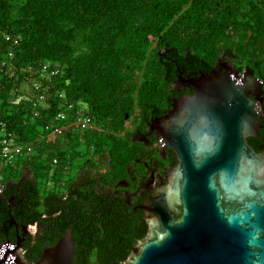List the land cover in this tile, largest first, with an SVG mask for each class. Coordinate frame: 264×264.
I'll return each mask as SVG.
<instances>
[{
    "label": "trees",
    "instance_id": "16d2710c",
    "mask_svg": "<svg viewBox=\"0 0 264 264\" xmlns=\"http://www.w3.org/2000/svg\"><path fill=\"white\" fill-rule=\"evenodd\" d=\"M252 32H264V0H0V118L18 143L34 146L31 136L46 133L45 125L55 121L59 111L70 103L84 104L97 127L86 132L85 139L117 169L119 145L132 141L131 135L127 140L120 137L128 133L130 117L137 112L138 122L142 119L145 126L159 113L163 89L169 90L164 84L173 78V63L159 51L165 48L171 57L208 54L236 48L249 38L256 45ZM46 62L58 65L60 72L44 73ZM44 92L47 100L41 106ZM73 133H64L69 152L57 146L41 160L42 152L36 154L34 146L31 156L6 168L0 244L16 241L10 229L13 219L26 224L38 219L40 243L53 246L67 229L76 233L97 195L101 209L111 202L97 194L95 185L114 182L94 162L89 170L97 169L96 176L67 182L65 193L43 191L41 177L49 175L54 159L65 163L81 144ZM125 234L118 231L111 246L100 245L93 262L78 245L76 264H123L133 250L132 243L121 242ZM29 249L27 244V260Z\"/></svg>",
    "mask_w": 264,
    "mask_h": 264
},
{
    "label": "water",
    "instance_id": "95a60500",
    "mask_svg": "<svg viewBox=\"0 0 264 264\" xmlns=\"http://www.w3.org/2000/svg\"><path fill=\"white\" fill-rule=\"evenodd\" d=\"M218 78L193 79L196 94L151 121L177 165L145 204L148 233L123 264H264V153L248 142L262 126L250 93L259 85L250 75ZM75 241L69 228L31 263L18 234L0 244V264H76Z\"/></svg>",
    "mask_w": 264,
    "mask_h": 264
},
{
    "label": "flooded vegetation",
    "instance_id": "af4514ba",
    "mask_svg": "<svg viewBox=\"0 0 264 264\" xmlns=\"http://www.w3.org/2000/svg\"><path fill=\"white\" fill-rule=\"evenodd\" d=\"M250 35L257 36L256 45L253 44L254 40L249 38L236 48H221L208 54L189 53L171 57L169 51L161 49L160 51L165 53L163 56L173 63L174 73L173 78L164 84L169 90L166 92V88L163 89L161 108L152 120L171 113L175 108V101L181 96L196 94L197 88L191 83L193 79L214 76V80L219 81V75L231 72L238 83L242 84L250 75L259 85L250 93L262 113V126L258 135L248 137V142L258 153H264V46H260L261 41L264 44V32H252ZM175 112L180 113V110L176 109ZM151 121L143 126L141 119L137 125L128 128V133L121 134L120 137L125 140L131 135L132 141L119 145L121 151L119 168L113 169L103 153L93 146V150L86 152V158L76 172H72L73 165L64 167L63 172L67 177L75 175L74 178L69 177V181H76L89 174L97 175L95 172L97 169L89 170V163L94 162L102 168L105 175H108V179L114 182L107 187L95 185L97 194L105 195L111 202L101 209L98 203L100 195H97L93 204L82 215L80 224H77L76 233L73 230L76 239L75 263L78 245L84 248V255L88 261L93 262L98 260L97 248L100 249L102 244L111 246L117 238L118 231L126 232L121 242L132 243L133 247L147 235L149 221L144 206L159 188L168 183L170 169L177 165L174 150L162 147ZM58 213L55 215H59ZM10 229L15 236L19 234L23 237V250L30 244L28 261L39 262L48 248L43 247L39 241L42 231L40 221L37 219L26 224L13 219Z\"/></svg>",
    "mask_w": 264,
    "mask_h": 264
},
{
    "label": "built area",
    "instance_id": "2783aa9c",
    "mask_svg": "<svg viewBox=\"0 0 264 264\" xmlns=\"http://www.w3.org/2000/svg\"><path fill=\"white\" fill-rule=\"evenodd\" d=\"M8 39L10 38L8 37ZM15 43H17V41H15ZM10 55H13L12 49ZM43 71L44 73L53 76L57 75L60 72V69L58 65L46 62L43 64ZM46 98L47 94L45 92L42 93L39 96V102L45 105ZM40 115V111H35V117H40ZM96 128L93 117L85 112V108L70 103L65 109L58 112L55 121L49 122L45 125V134L47 136H62L67 129H72L74 132L85 134ZM33 152V144L18 143L17 137L12 131H10L8 123L0 118V190L4 189L8 183L5 176L6 168L8 166H17L19 158L31 156ZM54 163L58 164L59 159L55 158Z\"/></svg>",
    "mask_w": 264,
    "mask_h": 264
},
{
    "label": "rangeland",
    "instance_id": "374dc122",
    "mask_svg": "<svg viewBox=\"0 0 264 264\" xmlns=\"http://www.w3.org/2000/svg\"><path fill=\"white\" fill-rule=\"evenodd\" d=\"M13 98L16 102L19 101V98H17V99H15V97H13ZM81 107L86 108V105L81 104ZM137 114L138 113L136 112L134 115H132L130 117L129 122H128V128H131V127L138 124ZM38 133L40 134V136L43 135V133H40V131ZM74 136L75 137L79 136L81 144L77 148H75L72 151V153L68 154L67 161H65V163L62 161L65 159H61L58 164H55L53 161L51 163V170L49 172V175L48 176L45 175V176L41 177V185L43 184L42 187H43V189H44L43 191L45 193L57 192V191L65 193L67 182H69V177L74 178L75 175L74 176L69 175L67 177V174L65 175L62 168H64L66 165L70 166V164H71V165H73L72 166V172L73 171L76 172L77 169H79L82 166V164L86 158L85 157L86 152L93 150V147L85 139L84 133L74 132L73 137ZM69 143H70V140L66 137L65 134L62 136H50V137H47L46 141L43 143L44 144L43 148L41 146L35 147L36 154L39 155L40 152H38V151H41L42 153H40L41 154L40 159L44 160L47 157V155L44 153L53 152L55 150V148H57V146L59 147V150L62 151L63 153L69 152V150H70V148H68ZM51 145H53L54 148L48 149V147ZM34 146H35V144H34ZM59 150H58V152H59ZM58 152L55 151V153H58ZM71 154H74V155H71ZM56 156H58V155H56ZM63 165H64V167H62ZM57 172H58V174L56 176ZM46 178H48V179L46 180Z\"/></svg>",
    "mask_w": 264,
    "mask_h": 264
},
{
    "label": "crops",
    "instance_id": "0c3cea01",
    "mask_svg": "<svg viewBox=\"0 0 264 264\" xmlns=\"http://www.w3.org/2000/svg\"><path fill=\"white\" fill-rule=\"evenodd\" d=\"M28 90V88H27ZM29 91V90H28ZM19 102V101H18ZM41 106H44V104H41ZM32 133H30L31 135ZM47 137H50V136H47L45 133H43L42 136H31V142H33L35 144V147H38V146H41L43 148V143L46 141ZM53 145L49 146L48 149H53Z\"/></svg>",
    "mask_w": 264,
    "mask_h": 264
}]
</instances>
